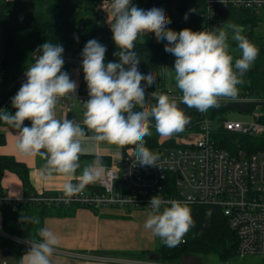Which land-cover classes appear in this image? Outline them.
<instances>
[{
    "label": "clouds",
    "instance_id": "clouds-1",
    "mask_svg": "<svg viewBox=\"0 0 264 264\" xmlns=\"http://www.w3.org/2000/svg\"><path fill=\"white\" fill-rule=\"evenodd\" d=\"M109 4L110 28L118 49L114 55L118 59L105 62L106 46L96 39L88 40L83 47L81 68L89 96L83 113L84 127L74 119L57 118L56 115L58 100L75 97L77 91L76 82L62 70L65 61L60 43L46 41L38 46L34 63L24 72L26 79L11 97L14 113L0 109V122L17 130V151L27 157H41L45 161L39 169L41 178L61 176L65 181L66 197L79 193L105 173V164L98 154L76 176L85 128L93 133L88 138L97 143L136 141L132 150L136 165L159 166V154L146 147L144 139L152 134L151 127L154 126L161 136L169 137L182 132L190 122L185 110L178 107L181 102L187 108L206 112L218 107L221 97L235 99L239 92L237 86L243 83L259 51L242 34L243 26L240 25H231V39L237 42L241 52L239 58L234 59L228 51L229 34L223 27L207 31L186 28L177 32L166 27L172 21L166 4L159 0L148 5L133 3V0H109ZM195 11V8L190 9L184 19ZM151 27H155L166 41L165 52L175 57L171 71L182 92L180 102L162 92L149 93L146 87L149 82L155 84L158 75L153 68L142 67L135 41ZM26 120L30 125L24 123ZM74 178L78 183H72ZM34 222L39 223L38 220ZM193 226L191 208L186 203L166 200L159 195L150 199L143 227L159 237L163 245L177 246ZM39 235L41 240L31 243L21 264H51L58 237L47 228H42Z\"/></svg>",
    "mask_w": 264,
    "mask_h": 264
},
{
    "label": "trees",
    "instance_id": "trees-1",
    "mask_svg": "<svg viewBox=\"0 0 264 264\" xmlns=\"http://www.w3.org/2000/svg\"><path fill=\"white\" fill-rule=\"evenodd\" d=\"M100 0H0V38L2 54L0 60V102L8 94L20 77L23 76L27 67L35 61V50L46 41L60 43L64 48V57L78 58L81 60V51L86 42L96 39L106 46L105 62L118 59L114 55L118 51L113 42L111 29L104 26V20L98 11ZM156 0H133V3L152 4ZM166 4L168 15L172 21L169 27L177 32L183 29L192 31H207L208 20L205 18V0H159ZM195 8L187 20L185 13ZM222 25H215L212 28L226 26L232 32L231 25L243 26V35L246 36L258 48V55L250 70L243 77V83L238 85L239 92L236 98L247 97L264 101V35L257 32L260 27V19H257L249 10L228 9L220 15L219 21ZM159 35L155 27L145 29L135 41V46L139 49L142 60V67H151L157 72L155 84L149 82L146 87L149 93L153 91L166 93L175 91L180 94L175 82L174 60L175 57L165 52V43H157L153 40H143V36ZM74 37H78L76 40ZM228 43H231L228 40ZM232 46H237V42H232ZM72 66L64 65L62 70H69ZM170 68V69H169ZM82 94L88 93L82 69ZM171 71L170 73H168ZM145 79H147L145 77ZM172 86V87H171ZM176 87L175 90L171 88ZM18 91V90H17ZM16 91V92H17ZM16 92L11 96L13 97ZM0 109H6L14 113L11 106V98ZM234 108L214 107L206 113L213 121L214 131L213 141L218 148L227 152L237 153L244 150L247 154L264 153V135L248 136L239 133L226 131L224 121L228 120V113ZM263 117L259 123L264 125ZM192 120L195 124L192 132L200 130L201 114L198 110L191 108ZM30 125V121L24 122ZM84 127V126H82ZM0 128H11L6 123L0 122ZM86 136L93 133L86 129ZM151 135L146 136V147L152 152L157 149H169L181 147L182 144L175 139L187 137L188 131L174 133L172 136H161L151 127ZM5 134V133H4ZM0 132V147L6 144V135ZM115 144L121 147L123 154L128 148H135L136 141L120 143L102 142ZM104 159H102L103 161ZM10 171L20 176L26 188L31 187L29 179V169L25 165L10 157L0 156V194L1 179L4 172ZM92 189H97L90 187ZM99 191V189H97ZM194 220V226L185 234L182 240L175 247H167L159 240V246L155 251L157 260L163 264H182L185 258L196 256L216 255L220 261L227 263L237 255L239 238L237 233L230 227L228 219L221 211L220 207L206 204L189 205ZM3 214L2 231L8 235L18 237L31 242H39L40 230L43 228L42 221L49 216L50 208L45 206L24 205L17 211L12 207L4 206L0 208ZM209 212L211 213L209 215ZM25 217L31 219H24ZM38 220L39 223L34 222ZM3 249L13 251L17 258L16 264H21V257L30 247L21 246L7 239H1ZM151 253V251H149Z\"/></svg>",
    "mask_w": 264,
    "mask_h": 264
},
{
    "label": "built area",
    "instance_id": "built-area-1",
    "mask_svg": "<svg viewBox=\"0 0 264 264\" xmlns=\"http://www.w3.org/2000/svg\"><path fill=\"white\" fill-rule=\"evenodd\" d=\"M208 20L207 30L212 24L221 26L219 21L223 11L228 9L249 10L257 19L264 20V0H205ZM98 11L108 29L112 23L109 0H100ZM64 59L81 61L78 58ZM165 94L177 99L182 94L168 91ZM88 95H80V102L86 106ZM224 100L223 97L219 101ZM241 102H255L257 99L240 97L231 99ZM257 107L251 112L249 122L225 120L226 131L248 136L264 135V125L259 123L263 113ZM200 130L194 137L181 138V147L157 149L159 154L156 167L136 165L133 148H128L120 163L108 167L98 179L99 191L82 190L66 197L60 193H37L29 197H10L0 194V208L12 207L17 211L24 205L45 206L61 210L64 207L79 206L93 210L136 209L148 211L150 199L159 195L166 200H179L188 206L206 204L220 207L228 219L230 227L237 233L239 244L237 255L264 257V153H237L218 148L213 141V121L206 112H200ZM177 140V139H176ZM179 140V141H180ZM178 142V141H177ZM0 238L21 246L31 247V243L0 232ZM160 239L159 237H157ZM185 243V240H182ZM1 250V249H0ZM2 251V250H1ZM1 258V255H0ZM4 258V257H3ZM6 259V258H4ZM0 264H8L1 261Z\"/></svg>",
    "mask_w": 264,
    "mask_h": 264
},
{
    "label": "crops",
    "instance_id": "crops-1",
    "mask_svg": "<svg viewBox=\"0 0 264 264\" xmlns=\"http://www.w3.org/2000/svg\"><path fill=\"white\" fill-rule=\"evenodd\" d=\"M154 41L166 43L159 35L154 36ZM80 69L72 67L69 70L71 79L77 84V91L74 94L75 97L68 96L58 100L56 115L57 118L67 116L83 126L85 106L80 102V95H83ZM84 95H88V93ZM0 132L6 135V144L0 147V156L13 158L28 167L31 185L30 189L26 188L20 176L6 171L1 179V190L4 194L10 197H29L37 193L63 192L65 181L61 176L54 174L49 179L41 178L39 169L45 163L41 157H27L17 151L15 146L17 130L0 128ZM88 137L90 136H85L81 141L83 152L80 156V168L77 169L76 176H79L83 168L92 162L98 154L104 159L105 171L108 167L120 163L123 157L120 146L97 143ZM72 183H78V180L74 178ZM90 187L100 190L98 180L83 189L97 192V189ZM77 208L80 207L69 206L61 210L50 208L49 216L47 215L42 221L43 228L54 232L59 240L51 257V264H163L154 256L158 247V238L154 236L157 241L155 242L151 232L143 227L146 219H103V217L117 218L118 212L122 211L106 208L101 211L96 210V212ZM2 222L3 214L0 210L1 233L3 232ZM184 261L189 264H202L194 257L185 258ZM16 262L17 258L15 257L13 262L8 261L7 263L16 264Z\"/></svg>",
    "mask_w": 264,
    "mask_h": 264
},
{
    "label": "rangeland",
    "instance_id": "rangeland-1",
    "mask_svg": "<svg viewBox=\"0 0 264 264\" xmlns=\"http://www.w3.org/2000/svg\"><path fill=\"white\" fill-rule=\"evenodd\" d=\"M260 19V18H259ZM260 27L258 28L257 32H261L263 35H264V20H261L260 19ZM224 31L226 33L229 34V40L232 42H236L234 40L231 39V34L232 32L230 31L229 27L226 26L225 28H223ZM143 40H147V41H151L153 40L154 41V36L153 38L150 37V36H143L142 37ZM231 43H229V53L231 55H233L234 59L235 58H239V56L241 55V52L240 50L238 49L237 46H232ZM1 54H2V46H1V38H0V60H1ZM170 69V68H169ZM171 71H169L168 73H170ZM172 87V86H171ZM175 86L173 88H171V90H175ZM224 99H232V98H226V97H223ZM259 110L262 111V108H260ZM228 113V118H230L231 120H240V122H249V120L251 119V112H240L238 110H231ZM263 113V112H262ZM183 131H188V136H191V137H194L196 135L195 132H192L191 130H183ZM168 137H166L167 139ZM175 139L178 140L179 143H181V140L179 141V138L178 136L175 137ZM51 209H55V208H51ZM77 209H84V210H88V211H96V210H93V209H90V208H85V207H80V208H77ZM116 211H122V212H118V217L117 218H107V217H103V219H146L147 218V212L146 211H142V210H136V209H115ZM52 212L54 210H51ZM97 211H101V210H97ZM96 211V212H97ZM84 219V218H83ZM153 238L155 239V237L153 236ZM1 239H0V244H1ZM155 242L156 239H155ZM159 246V241H158V244ZM2 251L0 250V255H1V258H0V262L1 261H10V262H13L15 260V255L12 256V257H9V259H4L2 257ZM197 261L201 262L202 264H264V257H260V256H248L246 258H242L240 257L239 255H236L232 260H230L229 262L227 263H224L222 261H220V259L216 256V255H208V256H203V255H200V256H196L194 257ZM182 264H189L187 263L186 261H184Z\"/></svg>",
    "mask_w": 264,
    "mask_h": 264
},
{
    "label": "water",
    "instance_id": "water-1",
    "mask_svg": "<svg viewBox=\"0 0 264 264\" xmlns=\"http://www.w3.org/2000/svg\"><path fill=\"white\" fill-rule=\"evenodd\" d=\"M64 61H65L64 65L81 68V61H77V60H71L70 61L69 59H64ZM25 79H26L25 75L23 74V76L20 77L19 80L15 83V85L10 89L8 94L2 99V101L0 102V108L3 107V105L11 98V96L20 88L21 84L24 82ZM152 99H153V102H155L154 98H152ZM178 107H181L185 110V114L188 115V118L190 121L186 125L184 130L193 129L195 124L192 120L191 108H187V106L184 105L182 102L178 105ZM218 107L234 108L235 110H238L240 112H251V111H254L257 107L264 108V101L241 102V101H234V100H222V101H219ZM153 123H154V121H153ZM163 153H164V151H162V150L159 151V154L162 155ZM0 249L2 250V253H1L2 257L8 258V257L13 256V252L3 249L2 245H0Z\"/></svg>",
    "mask_w": 264,
    "mask_h": 264
},
{
    "label": "bare ground",
    "instance_id": "bare-ground-1",
    "mask_svg": "<svg viewBox=\"0 0 264 264\" xmlns=\"http://www.w3.org/2000/svg\"><path fill=\"white\" fill-rule=\"evenodd\" d=\"M256 154H258V153H256ZM256 154H252V155H256Z\"/></svg>",
    "mask_w": 264,
    "mask_h": 264
}]
</instances>
